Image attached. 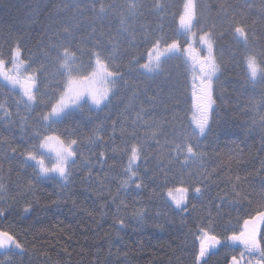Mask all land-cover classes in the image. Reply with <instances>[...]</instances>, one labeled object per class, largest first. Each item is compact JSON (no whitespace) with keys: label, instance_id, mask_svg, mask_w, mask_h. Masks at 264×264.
<instances>
[{"label":"trees","instance_id":"1","mask_svg":"<svg viewBox=\"0 0 264 264\" xmlns=\"http://www.w3.org/2000/svg\"><path fill=\"white\" fill-rule=\"evenodd\" d=\"M133 3L138 7L129 14L127 6ZM155 3L156 0H83V6L77 8L76 0H0V54L10 59V49L19 45L21 58L32 62L33 69L44 64L41 91L57 71L50 59L55 52H49L48 58L44 55L50 42L70 44L73 50L89 49L93 28V39L103 32V43L114 54V70L124 77L106 107L89 112L85 106L82 112L51 126V132L79 142L76 163L70 167L66 182L56 177L37 179V171L24 163L22 153L38 143L29 136L36 113L44 109L36 108L29 116L23 105L17 108L15 103L19 90L9 91V85L0 81V104L11 113L5 120L0 111V208L5 210L0 215V231L14 235L24 248L23 254L14 246L0 249V261L193 264L199 249V227L211 228L221 238V243L205 257L207 264H233V256L241 264H255L259 259L247 253L241 258L243 246L225 237L233 231H243L246 219L264 211V128L253 123L259 120L257 114H264V79L248 82L243 62L250 53L264 52L261 0H194L198 22L193 31L197 38L201 26L208 31L215 25L217 34L215 55L221 74L216 81L212 131L199 141L196 151L201 155L187 160L184 154L178 159L168 157L166 148L161 158L155 140L150 141L145 147L149 159L146 163L138 160L133 169L136 175L130 177L125 172L128 154L113 151L124 147L121 126L131 130L140 109H152L144 119L165 124L167 137H158L163 142L165 138L174 139L169 123L173 112L187 116L188 121L193 109L195 112L191 72L182 55L166 60L162 73L155 76H144L136 70L139 65L128 64L130 55L142 57L140 64L146 62L151 47L145 42L146 36L154 40L156 36L179 35L184 44L185 34L178 27L184 0H160L163 11H158ZM101 6L106 9L103 17L97 15ZM233 15L242 19L248 29L247 44L221 23ZM122 17L126 19V32L120 23ZM70 24L75 25L72 36H64L62 30ZM222 31L225 34L220 36ZM58 32L61 35L57 36ZM77 56L78 62L86 64L87 55L77 52ZM153 96L156 102L150 103ZM177 97L180 104L174 108ZM22 120L26 121L23 126ZM144 131L139 128V133ZM13 148L17 150L15 154ZM101 152L104 157H100ZM124 180L129 181L126 187H122ZM137 183L142 187L138 189ZM234 185L239 195L233 194ZM179 187L190 191L200 187L201 192L190 194L185 207L176 210L166 200L165 192ZM25 207L29 210L24 211ZM119 220L124 223L119 224ZM255 227L259 238L264 233V220L257 218Z\"/></svg>","mask_w":264,"mask_h":264},{"label":"snow or ice","instance_id":"2","mask_svg":"<svg viewBox=\"0 0 264 264\" xmlns=\"http://www.w3.org/2000/svg\"><path fill=\"white\" fill-rule=\"evenodd\" d=\"M261 5L260 11L264 12V0H261ZM82 6L83 0H76V7L81 8ZM137 7L138 5L134 3L129 4L127 6L128 13L134 14ZM154 7L158 11H163L164 5L160 3V0H156ZM93 11H97L95 7H93ZM105 13L106 9L103 6L97 11V15L100 17H103ZM72 19L75 20V17H72ZM197 22L194 0H186L184 11L180 16V24L185 34L183 46L179 35L176 38L161 35L156 36L154 40L146 36L145 42L151 44L148 49L147 62L140 64L139 61L142 57L130 55L129 66L139 65L136 70L141 72L142 75L155 76L162 73V66L166 60L171 59L173 56H179L181 53H187L185 65H188L189 60L191 61V67L187 70L192 73L193 88L196 89L193 92L196 110L192 114L191 120L188 121L187 116L181 117L177 112L172 114L171 121H169L172 125L171 134L174 136L172 140L165 138L162 142L158 139L160 136L167 137L168 135L164 132L165 124L163 122L144 119V116L152 109L141 108L131 125V130L127 126H121V138L124 147L123 149L114 148L113 151L128 154V164L125 172L130 174V177L136 175L133 171V165L137 160L143 159L146 163L149 159L148 155L145 154V147L150 141L155 140L161 158H164V149L166 148L168 157L178 159L180 154H184L187 160L201 155L196 151L200 147L199 141L206 138L208 133L212 131L213 116L217 108L216 81L221 74V64L215 55L217 34L214 31L215 25L208 31H204V27L201 26L198 43L202 49H206L207 54L196 53L193 55L192 53L195 52L193 43L197 42V32L193 31V28H195ZM120 23L123 31L126 32L127 29L123 28L126 19L122 17ZM221 23L226 24L237 39L242 38L244 43L247 44L248 29L242 19H237V16L233 15L231 18L221 21ZM74 27L73 24L64 27L62 34L71 37ZM95 33L96 30L93 28L89 34V39H92V45L89 49L77 48L73 50L70 44L50 42L49 50L44 55L48 58L49 52H55V55L51 56L50 59L55 64L57 71L52 75L51 82L45 85L43 91L40 88V73L46 70L44 64L33 69L31 67L32 62L21 58L22 53L19 45L10 49V59H6L0 54V78L10 86L9 91L18 89L20 92L19 99L15 101L17 108L23 105L29 116L36 108L44 109V111L36 113L35 125L29 136L32 141H38V143H33L27 151L22 153L26 165L29 161L34 162L31 166L37 171V179L55 174L66 181L70 175V167L76 163L78 140L62 138L61 135L50 131L51 126L62 123L78 111L82 112L85 106L89 112L106 107L118 91V82L124 80L123 75L114 70L116 67L112 63L114 54L103 43V32L100 33V37L93 39ZM224 34L223 31L219 33L220 36ZM56 35L59 36L61 33L58 32ZM131 39L134 41L135 35H132ZM108 43L112 44V41L109 40ZM112 47L115 48L116 45L112 44ZM77 52H80L81 55H87L86 64L78 62L80 57L77 56ZM243 62L246 67L245 76L248 82L254 84L258 80L264 79V52L250 53L243 58ZM88 69L91 70L88 71ZM56 75H59V80H56ZM262 101H264V97H262ZM155 102L156 96L151 97L150 103ZM179 104L180 99L177 97L173 107L178 108ZM0 111L4 113L3 118L5 120L11 116V113L3 104H0ZM257 115H259V120H254L253 123L264 128V114ZM21 123L23 126L26 121L22 120ZM115 127L114 123V132ZM141 127L145 129L143 134L139 133ZM53 141L55 145L50 143ZM130 142L131 146L129 148ZM43 149L54 152V163L51 161L46 162V157L41 151ZM11 151L15 154L17 150L13 148ZM99 155L104 157L105 153L101 152ZM48 163H51V167L48 166ZM237 180H239V177H237ZM128 182V180H124L122 187H126ZM136 187L139 189L142 184L137 183ZM235 187L234 185L233 194L239 195ZM2 188L3 185L0 184V189ZM177 190L185 194L188 192L187 188ZM194 191L200 193L201 188L196 187ZM168 196L172 197L177 208L183 207L184 197L180 199L173 197L172 189H168ZM113 202H115V198ZM117 208H119V205ZM28 210V207H25L24 211ZM4 214L5 210L0 208V215ZM257 218L264 220V211H257L256 217L251 218V220L246 219L244 221L245 229L239 233L233 231L231 235L225 237V240L233 243L239 242L243 246L244 251L241 253V258L245 253L255 254L259 257L255 264H264V233H261L258 238L255 227ZM118 223L122 225L124 221L119 220ZM250 223L253 225L251 228L248 227ZM198 230L201 233L197 237L199 249L195 254L193 264H207L205 257L210 254V249L221 243V238L213 234L211 228L199 227ZM13 246L19 250L20 254H23L24 248L18 239L7 231H0V249H11ZM232 260L233 264H240L235 256ZM0 264H9V262L0 261ZM248 264H252V262L249 261Z\"/></svg>","mask_w":264,"mask_h":264},{"label":"rangeland","instance_id":"3","mask_svg":"<svg viewBox=\"0 0 264 264\" xmlns=\"http://www.w3.org/2000/svg\"><path fill=\"white\" fill-rule=\"evenodd\" d=\"M185 2H186V0H184V3H183L182 13H183V11H184V5H185ZM178 27H179V32H180L181 34H184L183 29H182V26H181V24H180V20H179V22H178ZM238 40L244 42L242 38H240V39H238ZM193 48L195 49V52L192 53L193 55H195L196 53H199V54H201V55H206V54H207L206 49H202L201 45L198 43V38H197V42L193 43ZM153 55H155V53H153ZM180 55L183 56L184 60H185V58L188 56L187 53H181ZM148 56H149V54L147 55L146 62H147V60H148ZM188 65H189V68H190V67H191V61H190V60H189ZM191 80H192V83H193L192 73H191ZM0 81L6 83L2 78H0ZM9 87H10V86H9ZM193 91H196V89L193 88ZM195 110H196V109H195ZM193 113H194V109H193V111H192V114H193ZM192 114H191V116H192ZM190 120H191V117H190ZM193 127H194V125H193ZM50 143H52L53 145H55V142H54V141H53V142H50ZM41 151H42V154L46 157V162H47V161H51L52 163L55 162V159H54L55 154H54V152H51V151H49L48 149H43V150H41ZM137 162H138V160H137V161L135 162V164L133 165V169L136 167ZM33 163H34V162L29 161L28 164H31V165H32ZM48 166L51 167V163H48ZM49 177H56V178H59V179H60L61 181H63V182H66V181H67V180H66V181L63 180L62 178H60L58 175H55V174H52V175H50ZM180 188H183V187H179V188H174V189H172V196L175 197V198H177V199H180L181 197H184V199H183V207H185V205H186V203H187L188 196H189L190 194L197 195L198 193H196V192L194 191V190H195V189H194V190H192V191L188 190V192L185 194V193L180 192V191L177 190V189H180ZM165 198H166V200L168 201V203H169L174 209L179 210V209H182V208H183V207H181V208H177V207H176V205H175V203H174L172 197L168 196V191L165 192ZM218 245H219V244H218ZM218 245H216V246H218ZM213 249H214V248H213ZM210 250H212V249H210ZM255 258H257V255H256ZM240 260H241V262L243 261L242 259H240ZM252 262H253V261H252ZM240 264H241V263H240Z\"/></svg>","mask_w":264,"mask_h":264}]
</instances>
